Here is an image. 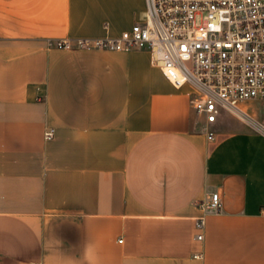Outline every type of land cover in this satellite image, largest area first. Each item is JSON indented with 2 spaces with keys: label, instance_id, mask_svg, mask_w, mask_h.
<instances>
[{
  "label": "crops",
  "instance_id": "obj_1",
  "mask_svg": "<svg viewBox=\"0 0 264 264\" xmlns=\"http://www.w3.org/2000/svg\"><path fill=\"white\" fill-rule=\"evenodd\" d=\"M146 7L0 0V264H264V102L207 125L147 51L55 46Z\"/></svg>",
  "mask_w": 264,
  "mask_h": 264
},
{
  "label": "built area",
  "instance_id": "obj_2",
  "mask_svg": "<svg viewBox=\"0 0 264 264\" xmlns=\"http://www.w3.org/2000/svg\"><path fill=\"white\" fill-rule=\"evenodd\" d=\"M144 20L116 39L57 41L60 49L144 50L177 89L194 90L207 125L222 113L263 128L242 108L264 102V0H146ZM209 140L214 134L207 129ZM51 136V132L47 133ZM209 207L219 210L218 193ZM203 220L197 221V227ZM199 239L202 237L199 236Z\"/></svg>",
  "mask_w": 264,
  "mask_h": 264
},
{
  "label": "rangeland",
  "instance_id": "obj_3",
  "mask_svg": "<svg viewBox=\"0 0 264 264\" xmlns=\"http://www.w3.org/2000/svg\"><path fill=\"white\" fill-rule=\"evenodd\" d=\"M259 104L261 105L260 102H259ZM262 110H263V106H261V107L258 108V111H259V112H262ZM234 120H235V119H234Z\"/></svg>",
  "mask_w": 264,
  "mask_h": 264
}]
</instances>
